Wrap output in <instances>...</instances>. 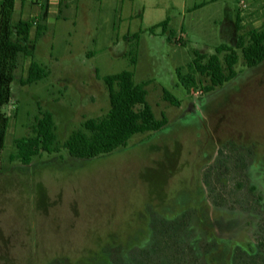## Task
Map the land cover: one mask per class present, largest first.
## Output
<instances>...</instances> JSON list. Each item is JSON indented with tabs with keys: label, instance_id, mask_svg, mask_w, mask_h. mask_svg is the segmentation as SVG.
Segmentation results:
<instances>
[{
	"label": "rangeland",
	"instance_id": "obj_1",
	"mask_svg": "<svg viewBox=\"0 0 264 264\" xmlns=\"http://www.w3.org/2000/svg\"><path fill=\"white\" fill-rule=\"evenodd\" d=\"M225 2L235 10L233 23L239 16V36L262 29L264 0ZM74 3L61 0L50 19L70 14ZM88 3L86 19L58 20L37 40L32 28L33 59L49 69L46 79L20 84L30 58L21 57L14 72L2 108L9 127L0 150V264H264V61L249 69L240 57L236 78L222 88L204 94L196 75L187 91L177 68L185 75L195 51L211 55L236 44L209 30L213 20L227 19L222 3L178 17L174 29L184 22L189 31L182 41H167L161 28L148 31L171 10L152 11L141 25L140 0H125L113 13ZM19 6L13 20L40 12ZM139 27L137 37H122ZM123 70L146 82V101L166 126L90 160L61 149L28 165L10 161L14 140L32 135L38 106L52 113L61 148L86 120L107 114L102 78ZM162 89L178 107L163 100Z\"/></svg>",
	"mask_w": 264,
	"mask_h": 264
},
{
	"label": "trees",
	"instance_id": "obj_2",
	"mask_svg": "<svg viewBox=\"0 0 264 264\" xmlns=\"http://www.w3.org/2000/svg\"><path fill=\"white\" fill-rule=\"evenodd\" d=\"M14 5L15 0H0V150L5 147L9 127V117L2 111V107L11 100V84L19 59L30 58L26 78L20 81L21 85L37 83L49 75L46 66L34 61L33 40H30L32 28H35L34 40L40 38L46 30L48 7L42 5L35 19L13 23ZM239 22L237 18V29ZM167 23L168 20L165 19L148 31L154 34L156 29L161 28L162 35L167 41H171L172 32L167 31ZM133 37H137V34ZM240 57L249 69L264 61V25L260 30H252L246 37L239 36L234 47L221 44L211 55L195 51L189 72L183 75L177 68L176 74L187 91L197 85L198 75L205 82L202 93L209 94L236 78V66ZM130 64L135 65V58H130ZM102 81L110 104L106 115L86 120L82 125L83 129L73 130L60 148L56 142V125L52 113L38 106V114L31 127L32 135L14 140L15 152L9 156L10 161L27 165L41 153L53 154L61 149H65L72 158L90 160L126 148L134 135L151 134L167 125L165 115L157 119L146 101V82L134 83L132 71L123 70L106 75ZM162 97L170 105L179 106V100L168 90L162 89ZM250 189L255 191L253 186Z\"/></svg>",
	"mask_w": 264,
	"mask_h": 264
},
{
	"label": "crops",
	"instance_id": "obj_3",
	"mask_svg": "<svg viewBox=\"0 0 264 264\" xmlns=\"http://www.w3.org/2000/svg\"><path fill=\"white\" fill-rule=\"evenodd\" d=\"M44 1V2H42ZM98 2V4L102 7L103 5L108 8L112 13L117 11L118 9L123 10V5H124V1L125 0H96ZM129 1H135V0H129ZM172 1V0H171ZM90 2V0H75V3L73 4L72 7L67 8L72 10L73 12H71L70 14H66L62 19H58V20H63V19H67L68 17H72L75 21L76 18H82V19H86V11H88L90 4L88 3ZM141 2V10L140 13L138 15H136L137 17L141 18V25H143V23H145L147 16L150 14L152 11H162L165 12L166 10H171L173 11L175 15H168L165 17V19L168 20L167 23V31H171L172 32V39L175 40H180L182 41L183 38H187L188 35V28L187 31L185 32L183 29L184 27H186L184 25V22L179 24V31H176L174 29V25L176 23V20L178 17L185 19V17L187 15H191L195 10L201 9V8H205V7H209L211 5H218L219 3H222L221 6L223 9H225L226 14H228L227 19L225 20V22H220V21H216L213 20L212 24L213 26L209 29L210 31H213L216 34L219 35H231L237 42L238 37L240 35L239 30H240V25L238 26L239 29L236 28L235 22L233 23L232 18H234V8H230L228 6V4L225 2V0H216V1H212V0H207V1H203L201 3H195L192 5H188L185 0H173V4L170 6L164 5V2L162 0H140ZM36 5V8L38 7L39 9L41 8L42 5H47L48 7V18H47V22H46V29L48 26L50 25H54L56 22H58V20H52L50 19V15L53 13H56L57 10L59 11L62 4H61V0H20V6H19V10L23 11L24 14H30V5ZM57 8V9H55ZM38 9H36V13H33L31 15V17H34V15H36V17L39 15V11H37ZM17 11V0H15V5H14V13L12 16V22L16 23L18 20H30L29 18L25 19L22 17H19L16 20H13V17L15 16V13ZM57 15H59L58 13L56 14L55 18L57 17ZM236 19L239 18L238 15H236ZM31 18V19H35ZM59 17V16H58ZM57 17V18H58ZM133 15L130 14L129 18H132ZM164 19V20H165ZM163 20V21H164ZM162 22V21H160ZM150 23V27L155 26L156 24L160 23ZM198 24V23H197ZM211 24V22H208V25ZM149 27V28H150ZM140 29H138L136 32H133L132 34L129 33L128 31L122 35L123 38H127L129 36H134V35H138L140 34V32H142V27H139ZM46 31V30H45ZM44 31V32H45ZM156 31V30H155ZM32 32V30H31ZM31 32H30V39H31ZM190 32L192 33V30H190ZM35 36V34H33ZM10 103V102H9ZM8 103V104H9ZM4 107V106H3ZM2 107V108H3ZM31 162V161H30ZM30 164V163H29ZM23 165V164H22ZM28 165V164H27Z\"/></svg>",
	"mask_w": 264,
	"mask_h": 264
}]
</instances>
